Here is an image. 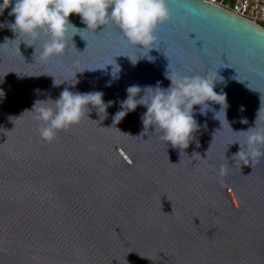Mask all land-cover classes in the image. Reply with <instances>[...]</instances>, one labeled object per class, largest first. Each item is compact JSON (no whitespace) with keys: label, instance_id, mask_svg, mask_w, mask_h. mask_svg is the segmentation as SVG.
Here are the masks:
<instances>
[{"label":"water","instance_id":"95a60500","mask_svg":"<svg viewBox=\"0 0 264 264\" xmlns=\"http://www.w3.org/2000/svg\"><path fill=\"white\" fill-rule=\"evenodd\" d=\"M167 3L152 60L114 24L69 36L66 53L46 61L42 42L36 55L0 28V264H264V157L243 165L230 145L256 121L264 127V30L202 1ZM10 10L0 22L14 20ZM69 20L86 28L76 14ZM168 71L217 73L214 90L227 95L226 119L197 111L200 129L181 154L144 130V106L113 120L129 86L167 88ZM65 88L113 103L101 119L89 105L44 142L26 110Z\"/></svg>","mask_w":264,"mask_h":264},{"label":"clouds","instance_id":"9594fccd","mask_svg":"<svg viewBox=\"0 0 264 264\" xmlns=\"http://www.w3.org/2000/svg\"><path fill=\"white\" fill-rule=\"evenodd\" d=\"M9 7V16H13L14 20L0 22V28L7 26L16 39L17 35L20 36L21 42L26 38L29 43H24L28 46L42 42L38 55L44 61L64 55L69 36L71 39L77 34L82 37V32L109 24L116 25L130 45L146 51L144 57L152 60L148 52L154 48L156 29L171 15L167 0H0V14ZM72 14L80 17L86 25L85 29L77 28L70 22ZM35 53L37 55L36 46ZM119 71V66L113 65V79L118 78ZM165 75L170 80L167 88L161 87L159 82L143 89L137 85L129 86L126 99L120 102L121 110L115 113L113 120L118 123L129 112L135 111L138 105L144 106L146 112L140 118L144 130L154 127L160 140L179 149L181 154L195 141V133L200 129L195 119L197 111L200 115L212 111L219 121V114L223 113L226 119L227 95L222 89L219 92L214 90L218 81L223 82L222 77L216 78L217 73L185 76L168 71ZM60 84L53 80V86ZM106 86H111V81ZM35 91L39 93L38 89ZM141 92L143 95H139ZM4 96V91L0 89V99ZM208 102L219 105V111ZM112 103H105L100 91L73 93L65 88L56 100H36L32 109L26 111L34 113L40 139L50 143L56 139L59 131L79 124L90 109L89 105L97 110L101 119V113L106 116V108ZM195 106L200 107L196 109ZM240 122L247 123L244 119ZM237 133L243 135V140L237 139L230 144H239V150L232 157L234 161L252 165L264 157L261 150L264 146V127L258 126L256 121L255 127ZM227 171V167L222 165L221 176L226 175Z\"/></svg>","mask_w":264,"mask_h":264},{"label":"built area","instance_id":"2783aa9c","mask_svg":"<svg viewBox=\"0 0 264 264\" xmlns=\"http://www.w3.org/2000/svg\"><path fill=\"white\" fill-rule=\"evenodd\" d=\"M264 30V0H198Z\"/></svg>","mask_w":264,"mask_h":264}]
</instances>
